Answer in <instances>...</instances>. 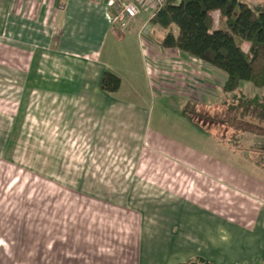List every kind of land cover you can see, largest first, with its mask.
<instances>
[{
    "label": "crops",
    "instance_id": "obj_1",
    "mask_svg": "<svg viewBox=\"0 0 264 264\" xmlns=\"http://www.w3.org/2000/svg\"><path fill=\"white\" fill-rule=\"evenodd\" d=\"M110 1L0 0V158L105 225L85 250L38 231L32 253L110 264L114 236L129 264H264V170L184 115L200 102L185 83L213 88L217 70L164 47L147 10L137 26L113 22ZM108 208L128 216L108 222Z\"/></svg>",
    "mask_w": 264,
    "mask_h": 264
},
{
    "label": "trees",
    "instance_id": "obj_2",
    "mask_svg": "<svg viewBox=\"0 0 264 264\" xmlns=\"http://www.w3.org/2000/svg\"><path fill=\"white\" fill-rule=\"evenodd\" d=\"M214 12H220L225 27L215 28ZM151 22L166 30L164 47L177 49L226 77L223 87L226 97L219 114L210 116L204 111L205 105L190 102L184 115L264 170V3L168 0ZM245 44L249 45L248 50L244 49ZM242 83L263 91L246 96L240 91ZM101 87L108 93H116L121 80L107 72ZM210 124L226 125L234 131L231 136L215 134L208 128ZM188 264L210 263L201 260Z\"/></svg>",
    "mask_w": 264,
    "mask_h": 264
},
{
    "label": "rangeland",
    "instance_id": "obj_3",
    "mask_svg": "<svg viewBox=\"0 0 264 264\" xmlns=\"http://www.w3.org/2000/svg\"><path fill=\"white\" fill-rule=\"evenodd\" d=\"M239 1L247 3H264V0ZM212 16L214 18L215 28L225 27L220 12H214ZM244 49L248 50L249 45L245 44ZM211 76L212 77H208L206 81L209 82V85L213 88L207 86V84L204 85L202 89L197 81L191 78L185 85L187 84L188 88H192V91L195 92L193 93L195 94L194 96L200 101L199 103L206 106L204 111H208L210 116H213L214 114H219L220 106L226 97L223 91L226 78L220 71L214 72ZM176 82L182 83V80L178 79ZM208 90L210 93L206 95ZM203 91H205L206 94H204ZM240 91L246 96L253 97L260 94L263 90L254 88L250 83H242ZM237 93L239 94L240 92L238 91ZM1 94H4V92L2 93L0 89V98L3 99ZM174 99L175 98H170V103H172ZM201 101H203V103ZM4 103L5 99L0 100V113L2 114H5L6 109ZM161 104L163 103L159 102V105ZM207 126H210L208 128L215 134L222 135L227 133V135L231 136L234 131L233 128H228V126L221 124L215 126L210 124ZM43 184V182L29 174L27 176L25 173H21L20 170L12 169L11 166L0 158V258L7 261L12 259L10 264H37L38 259L40 261L44 260L46 264H51L50 261L52 258H40L32 253V250L35 251V246H33L35 245V241H33V238L38 231L61 233L63 238L74 239L77 247H82V250H85L86 247L91 246V243H96V241L92 239V235L101 232V227L105 226L102 223H96L101 221L95 218L94 220L84 218L87 216H94L92 212L95 211L90 207H85L87 205L84 203V200H80L77 197L73 198L67 193H54L52 190H48L46 185L43 186ZM104 211L103 217L108 219V222L116 218L128 216L126 213L119 212L118 210L116 211L112 208H108ZM85 220L89 221V223L85 224ZM90 221L94 223L91 224ZM18 236H20L21 239L18 238ZM8 237L10 240L6 239ZM114 239V236H111L109 239L108 252L111 256H108V260L110 264L116 260H119L118 264H129V260L131 262L133 258H128L127 255H121L117 258L116 246L119 242ZM66 246H68L67 243ZM27 247L29 249V256L27 257H24L22 254L20 255V253L13 258L3 255V249L10 250L9 253L12 254L15 248L21 250ZM67 259V257H61V264H65L63 260L67 261ZM79 259L80 258L77 257L78 261Z\"/></svg>",
    "mask_w": 264,
    "mask_h": 264
},
{
    "label": "built area",
    "instance_id": "obj_4",
    "mask_svg": "<svg viewBox=\"0 0 264 264\" xmlns=\"http://www.w3.org/2000/svg\"><path fill=\"white\" fill-rule=\"evenodd\" d=\"M168 0H111L109 7L113 13V22L126 23L130 26L140 24L143 10H147L154 18L165 7ZM148 28L145 24L142 31Z\"/></svg>",
    "mask_w": 264,
    "mask_h": 264
}]
</instances>
